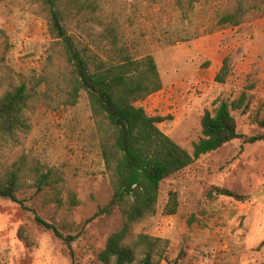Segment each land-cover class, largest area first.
Wrapping results in <instances>:
<instances>
[{"label":"rangeland","instance_id":"1","mask_svg":"<svg viewBox=\"0 0 264 264\" xmlns=\"http://www.w3.org/2000/svg\"><path fill=\"white\" fill-rule=\"evenodd\" d=\"M173 1L78 0L84 9L66 11L65 36L74 48L98 52L105 44L101 34L116 18L137 57L154 56L163 80L160 91L137 105L151 116L168 117L159 127L190 152L203 137L205 111L243 93V107L232 110L239 131L246 137L264 134V16L195 37L236 0H203L189 18ZM66 47L51 30L43 0H0V92L26 84L31 94L30 130L21 132L13 147L0 145V172L25 158L27 165L40 164L59 177L43 189L29 177L18 193L28 210L0 198L2 264H103L99 253L123 225L118 207L89 221L110 202L113 187L88 92L82 89L75 105L66 103ZM226 56L230 75L218 82ZM245 138L202 155L161 183L157 213L133 228L168 240L154 257L159 264H264V140ZM217 187L244 199L218 195ZM172 191L179 208L169 215L164 209ZM72 195L78 205H71ZM34 212L75 236L73 253L36 224Z\"/></svg>","mask_w":264,"mask_h":264},{"label":"trees","instance_id":"2","mask_svg":"<svg viewBox=\"0 0 264 264\" xmlns=\"http://www.w3.org/2000/svg\"><path fill=\"white\" fill-rule=\"evenodd\" d=\"M43 1L49 8L51 30L57 37H64L66 34V11L74 9L80 12L84 9V5L78 0ZM149 1L160 3L164 0ZM202 1L174 0L173 6L185 18H189ZM263 16V2L251 4L247 0H236L231 10L220 14L203 33L198 32L195 37L235 27L249 18ZM117 24L116 18L107 24L108 27L101 34L105 44L98 45V52H92L89 47H77L72 54L66 47L70 67L65 80L68 86L66 103L73 106L82 89L88 92L98 125L102 155L113 187L110 202L100 206L89 221L113 213L115 207L121 210L123 217L122 227L109 236L105 248L99 253V261L103 264H134L139 260L141 264H159L154 257L160 254L168 240L135 233L134 226L157 213L160 186L166 178L188 167L202 155L246 137L239 131L237 120L232 114V110L243 107L246 94L243 93L231 104L222 101L214 111H205L201 120L203 137L194 143L193 152H190L159 127L158 124L168 117L151 116L144 107L137 105V102L160 91L163 80L154 56L148 54L137 57ZM230 71V58L226 56L216 80L226 82ZM30 103L31 94L26 84L0 92L1 146H15L19 143V134L30 130L31 125L26 117ZM245 139L248 143L263 141L264 134ZM53 173V170L45 171L40 164L33 163L29 166L26 159L21 158L10 166H5L0 172V198L18 202L24 210H28L29 207L18 197L19 191L27 185L29 177L34 181L32 185L43 189L59 179L58 176L54 178ZM215 189L218 195L244 199L243 195L229 188ZM213 193L212 190L209 195ZM78 204L79 200L72 195L71 205ZM178 208V194L172 191L164 213L175 214ZM34 220L40 228L51 231L62 239L73 253L75 236L64 234L57 224L36 212ZM170 264L178 262L170 261Z\"/></svg>","mask_w":264,"mask_h":264},{"label":"water","instance_id":"3","mask_svg":"<svg viewBox=\"0 0 264 264\" xmlns=\"http://www.w3.org/2000/svg\"><path fill=\"white\" fill-rule=\"evenodd\" d=\"M63 40L67 44L70 52L73 54L74 53V45H73L71 37L66 35V36L63 37Z\"/></svg>","mask_w":264,"mask_h":264}]
</instances>
